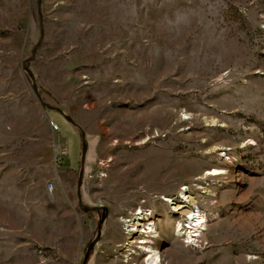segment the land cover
I'll return each mask as SVG.
<instances>
[{"label": "rangeland", "instance_id": "1", "mask_svg": "<svg viewBox=\"0 0 264 264\" xmlns=\"http://www.w3.org/2000/svg\"><path fill=\"white\" fill-rule=\"evenodd\" d=\"M139 208L161 264H264V0H0V264H143Z\"/></svg>", "mask_w": 264, "mask_h": 264}, {"label": "bare ground", "instance_id": "2", "mask_svg": "<svg viewBox=\"0 0 264 264\" xmlns=\"http://www.w3.org/2000/svg\"><path fill=\"white\" fill-rule=\"evenodd\" d=\"M219 172L216 171L215 169L211 170V171H207L206 174H210V175H214V174H218ZM172 202V201H171ZM193 200L190 197V195L188 194H183V197L181 198V200H179L177 203L174 202L173 205V210H175L177 212V214L180 216H184L185 217V222L187 223V221H189V228H191L190 230H188V235L184 238L187 241H185V243H195L198 241V238L200 237V233L201 229H202V225L203 223L206 221L205 217L201 214L198 213V211L195 209H191ZM197 217V218H196ZM204 217V220H203ZM196 218V219H194ZM134 221H130L129 219V223H131V225H134L135 222L136 223H141V213L137 214L136 217L134 218ZM132 220V219H131ZM124 222H126V220H123ZM194 221V223H192ZM191 222V224H190ZM187 223V224H188ZM149 225L147 226V229H142L140 232H144L147 236H145L146 239L150 238L151 233H153L154 229H153V224L151 223V221L148 223ZM186 227V224L184 225H180V227ZM193 236H197V237H193ZM143 239V238H142ZM132 241L134 240H130L128 241L126 244L127 247H129V243H132ZM139 242V241H138ZM144 254V253H143ZM142 262L143 264H161V255L160 253L153 247H147L146 248V253L144 254V257H142ZM129 264H138L137 261H130L128 262Z\"/></svg>", "mask_w": 264, "mask_h": 264}, {"label": "built area", "instance_id": "3", "mask_svg": "<svg viewBox=\"0 0 264 264\" xmlns=\"http://www.w3.org/2000/svg\"><path fill=\"white\" fill-rule=\"evenodd\" d=\"M48 188L49 189H51L52 188V184H49V186H48ZM195 209H197L196 207H194V210ZM193 210V209H192ZM139 213H141V216H142V219H141V223H136L135 222V224L134 225H131V223H129V219H130V221H134L135 219V217H136V215L137 214H139ZM150 213H151V211H149V210H141V208H139V209H136L135 210V212L133 213V215H132V217H130V218H128V219H125L126 220V222H124V230H126L128 233H130L131 234V232H135L134 233V235H136V232L137 233H139V234H144V236H147L144 232L142 233V232H140L142 229H147V226L149 225L148 223L150 222V221H152L151 219H150ZM147 215V216H146ZM149 216V217H148ZM143 217H148V218H144L143 219ZM197 218V217H196ZM196 218H194V219H196ZM132 219V220H131ZM147 219H150V221L149 220H147ZM190 221V220H189ZM193 223H194V221H193ZM143 226V227H142ZM190 227V226H189ZM189 227H180V225L178 226H176V229H175V233H176V235H179L180 237H182L183 238V241H184V243H185V241H187L186 239H184L187 235H188V230H190L191 228H189ZM154 232H156V231H154ZM153 232V233H154ZM153 233H151V235H150V237L152 236V234ZM200 233V232H199ZM193 237H197V236H193ZM131 239H133V238H131ZM149 239V238H148ZM148 239H139V238H137L136 240H134V245H135V247H136V249H139V251L140 252H138V254H140V253H143V251H145V253H146V248L148 247H151V245H146L147 247H145L144 245H142V243L144 244V243H149L150 242V240H148ZM139 241V242H138ZM149 241V242H148ZM197 242H199V240L197 241ZM197 242H195V243H191V244H196ZM189 243V242H188ZM154 248V247H153ZM134 251H136V250H134ZM144 253V254H145Z\"/></svg>", "mask_w": 264, "mask_h": 264}, {"label": "water", "instance_id": "4", "mask_svg": "<svg viewBox=\"0 0 264 264\" xmlns=\"http://www.w3.org/2000/svg\"><path fill=\"white\" fill-rule=\"evenodd\" d=\"M40 22H41V18H40ZM35 51H36V49H34L32 51V55L35 54ZM26 62H27V59L23 60V64H24L23 70L27 73V75L33 81L32 75H31L29 69L26 67ZM32 86H33L34 92H35L38 100L41 101L42 99H41L40 94L38 92V89L36 88L34 83L32 84ZM59 112L64 115V112H62L61 110H59ZM67 120L70 122V124H74L75 126H77L72 119L67 118ZM81 138H82V149H81V155H80V169H79V173H78V181H77V188H76L77 189L76 190L77 191V198H78L79 203H81V180H82V175H83V171H84V162H85V156H86V140H85L84 133L82 131H81ZM85 209H90V208L85 207ZM104 211L105 212L100 215V218L98 220L96 236H95V239H93L92 243H95L98 240V238L100 237L101 224H102V221L104 220V216L106 213L105 209H104ZM90 248H91V244L88 246V248H86V251L83 255L81 264L86 263Z\"/></svg>", "mask_w": 264, "mask_h": 264}]
</instances>
